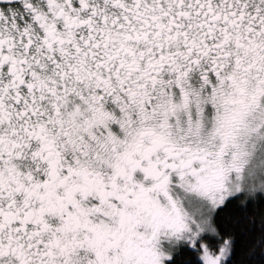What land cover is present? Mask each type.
<instances>
[{"label": "snow or ice", "instance_id": "6c2138e0", "mask_svg": "<svg viewBox=\"0 0 264 264\" xmlns=\"http://www.w3.org/2000/svg\"><path fill=\"white\" fill-rule=\"evenodd\" d=\"M0 264H264V0H0Z\"/></svg>", "mask_w": 264, "mask_h": 264}]
</instances>
